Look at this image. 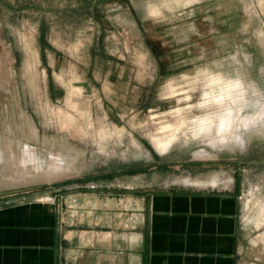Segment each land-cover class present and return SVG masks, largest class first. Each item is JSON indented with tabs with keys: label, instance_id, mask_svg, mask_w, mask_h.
Listing matches in <instances>:
<instances>
[{
	"label": "rangeland",
	"instance_id": "374dc122",
	"mask_svg": "<svg viewBox=\"0 0 264 264\" xmlns=\"http://www.w3.org/2000/svg\"><path fill=\"white\" fill-rule=\"evenodd\" d=\"M62 162L238 171L241 264H264V0H0V192Z\"/></svg>",
	"mask_w": 264,
	"mask_h": 264
},
{
	"label": "crops",
	"instance_id": "0c3cea01",
	"mask_svg": "<svg viewBox=\"0 0 264 264\" xmlns=\"http://www.w3.org/2000/svg\"><path fill=\"white\" fill-rule=\"evenodd\" d=\"M64 168L0 192V264H241L238 171L180 189L121 162Z\"/></svg>",
	"mask_w": 264,
	"mask_h": 264
},
{
	"label": "bare ground",
	"instance_id": "6f19581e",
	"mask_svg": "<svg viewBox=\"0 0 264 264\" xmlns=\"http://www.w3.org/2000/svg\"><path fill=\"white\" fill-rule=\"evenodd\" d=\"M232 113V112H231ZM229 115V114H228ZM230 116V115H229ZM225 117V116H224ZM230 118V117H229ZM232 123H231V120L228 119V117L226 119L223 120L222 122V129L225 131V133H231L232 132ZM220 129V128H219ZM221 130V129H220ZM224 133V134H225ZM223 134V133H222ZM227 135V134H226ZM232 140H234L232 138ZM230 141V139H229ZM165 150V149H164Z\"/></svg>",
	"mask_w": 264,
	"mask_h": 264
},
{
	"label": "flooded vegetation",
	"instance_id": "af4514ba",
	"mask_svg": "<svg viewBox=\"0 0 264 264\" xmlns=\"http://www.w3.org/2000/svg\"><path fill=\"white\" fill-rule=\"evenodd\" d=\"M5 66H6V68L8 67V65H5ZM5 66H3V67H5ZM234 165H237V164L234 163Z\"/></svg>",
	"mask_w": 264,
	"mask_h": 264
}]
</instances>
